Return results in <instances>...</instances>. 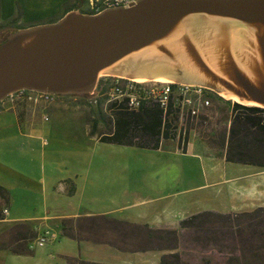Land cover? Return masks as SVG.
I'll use <instances>...</instances> for the list:
<instances>
[{
	"label": "water",
	"instance_id": "1",
	"mask_svg": "<svg viewBox=\"0 0 264 264\" xmlns=\"http://www.w3.org/2000/svg\"><path fill=\"white\" fill-rule=\"evenodd\" d=\"M102 75L201 86L264 109V0L71 11L0 43V99L21 89L87 96Z\"/></svg>",
	"mask_w": 264,
	"mask_h": 264
},
{
	"label": "rangeland",
	"instance_id": "2",
	"mask_svg": "<svg viewBox=\"0 0 264 264\" xmlns=\"http://www.w3.org/2000/svg\"><path fill=\"white\" fill-rule=\"evenodd\" d=\"M3 25V23L0 24V43L6 40L11 33L17 31L11 27H3ZM232 102L234 101L220 97L211 108L199 114V117L189 126L191 132L183 152L177 148L175 143L171 142L164 143L162 151L143 149L132 152L128 150L125 151L126 154L123 158H117L118 166L108 164L109 166L104 172L107 177L96 185L89 184V175H85L81 181L82 195L78 194L72 199L64 196L53 199L45 197L39 192L25 193L18 189L14 193L13 202L10 199L6 203L0 199V213L7 206L11 211L10 217L16 214L27 217L39 216L46 211H49L50 215H66L73 211H96L97 208L104 207L109 203L110 206L119 207L121 205L122 207L109 215L112 218L136 219V213L143 211L146 217H143L142 220L146 223H152L151 225L156 227L166 226L169 229H178L179 222L191 215L203 211L229 212L231 211L229 202L233 195L230 188L235 186V183L225 180L233 178L235 174L243 173L242 170L248 168L228 164L221 160L224 150L221 149L219 141L222 134L228 130ZM100 113L102 114L101 108L97 107L95 114L101 115ZM107 128V124L103 121L97 131L102 133ZM63 143V141H58L57 144ZM74 145L76 144L74 143ZM168 145H171L173 150L165 149ZM64 146L67 148L73 144L66 142ZM4 152L5 154L2 156L6 163L14 161V156L8 150ZM107 154H109L108 151L104 156L95 154V158H107ZM62 155L63 158H60V161L68 163L76 161V158L68 153L59 154L60 157ZM108 161L113 163V160ZM28 170L35 178L38 177L37 168L31 166ZM115 177L116 179H114ZM243 183L244 181H239V184L243 185ZM4 216L3 213L1 218ZM41 227L44 231L46 229L54 233L57 239L55 238L56 240L48 242L42 247H37L35 239L39 235V231L33 229V232L36 233L35 239H32V234L28 233V237L31 239L27 242V246L29 249L32 247L28 255H15L13 252L24 248L21 237L30 230V226L8 223L1 219L0 264H69L59 256L62 253H70L71 257L77 259H93L109 264L133 263L127 262V256L124 254L101 253L100 249L94 248L95 245L90 247V244H83L78 247L74 241L59 236L58 229L54 228L50 221L46 226L42 225ZM84 227L86 230L87 225ZM83 235L93 241L110 242L112 245L110 247L127 254L155 252L153 254L157 256L158 253L162 255L170 253L167 250L131 252V250L142 246L140 240L136 238L123 239L120 234L115 232L102 230L98 235L85 231ZM190 245L189 238L182 235L178 250L175 251L181 254V258L186 264H205L207 260L211 261V264H218L219 254L215 250L197 251L190 249Z\"/></svg>",
	"mask_w": 264,
	"mask_h": 264
},
{
	"label": "crops",
	"instance_id": "3",
	"mask_svg": "<svg viewBox=\"0 0 264 264\" xmlns=\"http://www.w3.org/2000/svg\"><path fill=\"white\" fill-rule=\"evenodd\" d=\"M16 3L21 9V18L18 22L20 29H17V31L32 27V25L36 26L35 24L44 23L48 19L57 22L71 11H77L82 14L90 13L87 0H0V24L15 17ZM84 100L85 96L63 95L56 103L43 109L32 110L30 107L13 108L0 113V187L8 193V200L14 201V193L18 189L23 190L25 193L39 192L43 196L53 199L58 196L72 199L78 194H83L81 181L85 175H89V184L93 183L96 185L107 177L104 172L109 166L108 164L118 166L116 163L118 161L117 158H123L126 154L125 151L135 152L143 150L135 146L100 141L103 133L99 134L100 132L97 130L99 125L105 121V117L101 113V115L95 114L96 108L89 107ZM44 115L47 116L48 120L45 121L43 119ZM58 141L71 142L73 146L65 148L64 143L59 145L57 144ZM165 149L173 150V147L168 145ZM7 150L14 156V161L9 163H6L2 156L5 154L4 151ZM159 150L162 151V149H157V151ZM107 151L109 152L107 158H95V154L104 156ZM63 153L72 155L76 158V161L72 163L60 161L59 159L63 158V155L60 157L59 154ZM107 159L113 160V163H110ZM221 160L228 164L248 167L246 170H242L243 173L235 174L233 178L225 180L234 181L235 186L230 188L233 194L229 202L231 211L221 214L246 213L256 208L264 207V169L251 165L226 162L224 156ZM31 166L37 168V178L31 175L28 170ZM239 181H244L243 185L239 184ZM167 206L169 205L167 204ZM120 209H122L121 205L117 207L115 205L110 206L107 203L104 207L97 208L96 211H73L66 215H50L49 211H46L39 216L27 217L26 215L20 216L16 214L10 217L11 211L6 206L0 213V220L14 224L31 225L39 231V235L44 232L41 226H46L50 221L54 228L58 229L59 236L63 237L60 230L66 226L64 222L66 220L91 216L110 217L109 215ZM4 210H6V214L4 218H1ZM143 217H146L145 213L140 211L136 213V219L116 220L132 224H146L150 228L169 229L166 226H152V223L143 221ZM45 231L47 230L45 229ZM63 238L71 240L67 237ZM27 242L29 241H26V245L24 244L26 249L23 253L15 251L13 254L28 255L30 249L27 246ZM75 243L78 247L83 244H90V247L95 245L96 247L94 248L100 249L99 252L101 253L114 252L124 254L127 256V262H133L129 264H159L162 255L158 253L155 256L153 254L155 252L127 254L106 244L92 243L85 240ZM59 256L66 260L67 263H69V259H77L71 257L70 253H62ZM83 261L109 264L93 259H83Z\"/></svg>",
	"mask_w": 264,
	"mask_h": 264
},
{
	"label": "trees",
	"instance_id": "4",
	"mask_svg": "<svg viewBox=\"0 0 264 264\" xmlns=\"http://www.w3.org/2000/svg\"><path fill=\"white\" fill-rule=\"evenodd\" d=\"M15 11V17L3 23V27L20 29L18 22L21 18V9L18 3L15 5ZM54 22L56 21L48 19L44 23L35 25ZM161 120L162 112L158 108L119 113L113 125L112 135L104 136L100 141L134 147L135 144L129 138V127L135 123L141 126L143 136L154 139L152 148L135 147L157 150L156 136L160 132ZM219 142L221 149L224 150L226 162L264 169V109L233 103L228 130L222 134ZM0 199L8 201V193L2 187H0ZM64 222L66 226L61 228L62 236L77 243L85 240L112 246L110 242L93 241L83 235L85 231L99 235L104 230L118 233L123 239H139L142 246L131 252L169 251V254L161 256L159 264H186L181 254L175 252L178 250L182 235L189 238L191 244L189 248L192 250H215L219 254L218 264H264V207L240 214L203 211L182 219L178 229H154L146 224H132L108 216L79 217ZM85 225H87L86 230ZM28 226L30 230L21 237L25 245L26 241L31 239L28 233L32 234V239H35L36 235L33 232L34 227ZM25 245L20 252L25 251ZM69 263L99 264L78 259H69ZM205 264H211V261L207 260Z\"/></svg>",
	"mask_w": 264,
	"mask_h": 264
},
{
	"label": "built area",
	"instance_id": "5",
	"mask_svg": "<svg viewBox=\"0 0 264 264\" xmlns=\"http://www.w3.org/2000/svg\"><path fill=\"white\" fill-rule=\"evenodd\" d=\"M140 0H87L91 15H98L109 10L128 9ZM63 95L49 92L21 89L5 95L0 99V113L13 108L43 109L56 103ZM221 96L211 89L176 83L137 82L132 79L102 76L94 90L85 96L86 104L91 108H101L108 128L102 137L111 136L114 122L119 113H134L141 109L158 108L162 112L160 132L156 136L158 148L164 143H175L180 151L186 149L189 126L199 114L211 108ZM232 102V106H233ZM43 119L46 121L47 116ZM141 126L132 123L129 138L135 146L152 148L154 139L143 136ZM112 129V130H111ZM6 214V210L3 211ZM56 235L44 231L35 239V245L42 247L55 240ZM32 247H30V250Z\"/></svg>",
	"mask_w": 264,
	"mask_h": 264
},
{
	"label": "bare ground",
	"instance_id": "6",
	"mask_svg": "<svg viewBox=\"0 0 264 264\" xmlns=\"http://www.w3.org/2000/svg\"><path fill=\"white\" fill-rule=\"evenodd\" d=\"M123 76H126L125 74ZM122 78V76H120ZM132 80L134 81H137V82H156V83H163V84H166V83H171L170 81L168 80H165V79H155V80H147V79H144V78H140V77H134L132 78ZM222 98L226 99V100H233L234 102H238L242 105H246V106H255L254 104H251V103H246V102H242L240 101L237 97L233 96V95H228V94H219Z\"/></svg>",
	"mask_w": 264,
	"mask_h": 264
}]
</instances>
